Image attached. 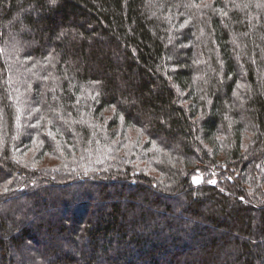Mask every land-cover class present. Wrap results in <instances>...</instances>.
Here are the masks:
<instances>
[{"label": "trees", "instance_id": "trees-1", "mask_svg": "<svg viewBox=\"0 0 264 264\" xmlns=\"http://www.w3.org/2000/svg\"><path fill=\"white\" fill-rule=\"evenodd\" d=\"M0 264H264V0H0Z\"/></svg>", "mask_w": 264, "mask_h": 264}, {"label": "snow or ice", "instance_id": "snow-or-ice-1", "mask_svg": "<svg viewBox=\"0 0 264 264\" xmlns=\"http://www.w3.org/2000/svg\"><path fill=\"white\" fill-rule=\"evenodd\" d=\"M51 2L54 4L55 0H51ZM210 183H215V181H210Z\"/></svg>", "mask_w": 264, "mask_h": 264}]
</instances>
